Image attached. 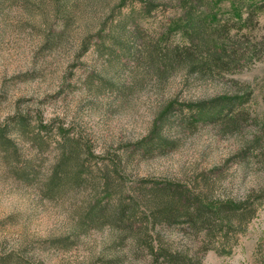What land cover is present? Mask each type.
I'll return each instance as SVG.
<instances>
[{"label":"rangeland","instance_id":"rangeland-1","mask_svg":"<svg viewBox=\"0 0 264 264\" xmlns=\"http://www.w3.org/2000/svg\"><path fill=\"white\" fill-rule=\"evenodd\" d=\"M181 1L0 0V264H101L128 245L106 216L139 203L153 182L255 196L233 253L211 250L203 264H264V0H248L261 7L251 33L227 36L257 44V57L213 79L164 72L139 48ZM224 95L239 96L238 123H193L190 106ZM65 137L80 179L51 184ZM178 231L176 243L195 242Z\"/></svg>","mask_w":264,"mask_h":264},{"label":"trees","instance_id":"trees-1","mask_svg":"<svg viewBox=\"0 0 264 264\" xmlns=\"http://www.w3.org/2000/svg\"><path fill=\"white\" fill-rule=\"evenodd\" d=\"M224 1L182 0L179 15L169 19L165 32L139 48L150 49L151 58L162 61L157 68L161 66L167 73L177 68L197 78L213 79L234 72L242 63L253 61L260 47L264 49V43L259 47L249 42L244 47L235 36H227L232 28L238 32L248 29L251 33L261 7L248 0H230L232 7L226 12L219 10ZM174 34L180 36L181 43H168ZM239 100V96L224 95L195 104L189 107L194 115L191 119L193 123L229 120L236 124L237 116L231 112ZM21 127L24 129V124ZM161 145L164 147L166 143ZM75 147L74 140L65 137L51 184L68 177L80 179L79 172L68 166L76 157ZM142 193L139 203L134 200L122 203L106 216V221L116 228L118 241H128V245L117 249L118 253L101 264H203L211 250L231 255L240 234L258 212L257 198L253 195L243 201L217 199L212 197L210 189L197 190L175 182H153ZM105 208L103 201L97 203L90 219L103 214ZM176 228L186 239L192 241L193 237L195 242L176 243L172 238V230Z\"/></svg>","mask_w":264,"mask_h":264}]
</instances>
